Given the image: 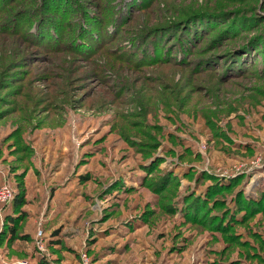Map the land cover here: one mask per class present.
<instances>
[{
	"label": "rangeland",
	"instance_id": "374dc122",
	"mask_svg": "<svg viewBox=\"0 0 264 264\" xmlns=\"http://www.w3.org/2000/svg\"><path fill=\"white\" fill-rule=\"evenodd\" d=\"M1 181L0 264H264V0H0Z\"/></svg>",
	"mask_w": 264,
	"mask_h": 264
},
{
	"label": "trees",
	"instance_id": "16d2710c",
	"mask_svg": "<svg viewBox=\"0 0 264 264\" xmlns=\"http://www.w3.org/2000/svg\"><path fill=\"white\" fill-rule=\"evenodd\" d=\"M183 15L184 16L182 18L176 20V23H182V21H186L187 18H190V17H188L189 16V13L188 12L184 13ZM192 15H195L196 16L198 14H192ZM37 18L40 19L41 21H46L47 20L46 19V15H38ZM22 196H23L22 195V191L21 190L18 191V189H17L14 192L13 198H12V201H11V207L13 208V211H15V210L18 211L19 210V214H20L21 211H20V209H18V206L24 203ZM19 214H18V218L20 219L21 217L19 216ZM5 222H6L5 223L6 225L4 227V229H5L4 231H5V234H6L7 238L8 239L14 238L15 237V234H16L15 233L16 232L15 230H16V228L18 226V225H14L15 224V217H14V215L6 214ZM26 237H27V235L25 233H22V238H26ZM37 264H47L46 259H43V258L40 259Z\"/></svg>",
	"mask_w": 264,
	"mask_h": 264
},
{
	"label": "built area",
	"instance_id": "2783aa9c",
	"mask_svg": "<svg viewBox=\"0 0 264 264\" xmlns=\"http://www.w3.org/2000/svg\"><path fill=\"white\" fill-rule=\"evenodd\" d=\"M11 195H12L11 187H9V185L5 181H1L0 182V206L7 203L10 200ZM38 230H37V233H38ZM18 263L28 264L26 260L24 259L20 260Z\"/></svg>",
	"mask_w": 264,
	"mask_h": 264
}]
</instances>
